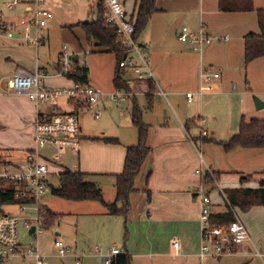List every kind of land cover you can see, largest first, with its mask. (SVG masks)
Here are the masks:
<instances>
[{
	"label": "crops",
	"instance_id": "crops-1",
	"mask_svg": "<svg viewBox=\"0 0 264 264\" xmlns=\"http://www.w3.org/2000/svg\"><path fill=\"white\" fill-rule=\"evenodd\" d=\"M30 1L20 0L17 5L22 7L21 15L4 19L16 22L20 16L28 15L27 7ZM46 1L45 3H48V0ZM137 1L132 0L130 12L124 9L130 19L135 17ZM171 1L175 0H156L157 11L151 15L153 21L168 16ZM121 2L124 8L126 0ZM175 2L177 4L178 0ZM179 2L191 5L190 13L198 14L199 24L196 29L203 25L208 34L217 38L201 53L191 50L189 45L178 40L179 28L169 33H158L160 42L152 47L147 45L148 42L151 43L148 38L142 41L137 39V42L146 48L152 72L155 84L153 103L150 109H146V104L142 105L138 101L139 95L145 100L144 95L147 92L145 86L141 85L135 93L129 92L130 96L124 101L129 100V103L123 105L125 109H119L124 102L120 105L114 104L115 116L107 120L108 127L96 130L91 137H116L117 143L83 140L85 135L80 114L84 108L77 111L82 140L76 154V167L71 170L83 173L85 179L93 181L101 189L106 201H113L115 175L122 170L126 147L137 141V132L130 118L132 97L142 109L143 122L148 125L146 144L150 147V153L134 179L127 214L124 216L107 214L105 207L97 201L74 202L75 205L70 206L73 211L68 215L75 218V227L78 228L80 225L81 231L78 230L79 233L69 242L55 231L52 240L53 253H43L47 257L46 262L52 257L61 264H75L73 255L66 257L56 255L54 241L61 240L72 248L74 255L79 256L78 264H101V256L107 254L113 247L118 248L120 254H127L130 264H264V205H254L247 211L234 208L236 219L244 224L249 233V241L232 244L217 257L201 258L198 255L202 244L198 190L203 188L207 192L211 201L210 211L225 210L223 194L214 188L212 183H204L198 170L207 167L218 173L215 179L221 191L224 188H257L258 179L262 176L260 172L264 171V148L236 147L225 151L217 143L227 140L237 132L239 116L240 119L246 120L261 118L260 110H264V106L256 109L252 100V96L255 95L264 103V56L249 63L244 62V36L248 33H260L256 11L264 8V0H252L254 6L252 11L229 12L218 9V0ZM3 5L5 6V3ZM223 36H228V39L221 41L219 38ZM18 41L8 38L0 41L2 83L18 69L31 71L37 68L48 74L58 71L62 47L56 63L43 62L37 56V50L35 55H29L33 49L19 48ZM43 43L44 40L40 44ZM70 52L73 58L78 60L80 53L75 45ZM201 65L219 72V77L202 82L205 90L198 94ZM113 73L114 68L108 87L91 79L90 74L88 83L109 93L115 90L112 84ZM238 75L240 85L234 92L236 88L232 81L233 78H238ZM126 76L132 78L128 72ZM71 80L66 76H54L46 78L45 82L50 86L62 87L69 86ZM5 91L2 86L0 161L17 163L33 147L35 106L25 94ZM188 92L194 94L190 102L186 99ZM51 107L61 112L74 110L65 98L57 99ZM211 109L219 110L220 114H212ZM192 119L193 126L186 128V122ZM213 120L216 122V129H213ZM202 129L206 131L207 141L201 139ZM199 149H205L206 152V158H202L203 165L198 158ZM55 166L58 167L50 165L49 176L67 167L59 166L61 168L55 172L53 170ZM248 174L255 175L254 179L242 182L241 177ZM7 205H13L14 208L5 211L1 206L0 211H17L14 204H5ZM44 205L57 212L45 201ZM22 238L19 240L21 243ZM174 243L177 245L174 246Z\"/></svg>",
	"mask_w": 264,
	"mask_h": 264
},
{
	"label": "built area",
	"instance_id": "built-area-1",
	"mask_svg": "<svg viewBox=\"0 0 264 264\" xmlns=\"http://www.w3.org/2000/svg\"><path fill=\"white\" fill-rule=\"evenodd\" d=\"M105 7L106 22L115 27L120 42L129 53L118 62L126 73H130L139 79L152 78L145 46L133 39L134 24L128 17L122 6L121 0H101ZM20 0H10L5 3L6 8L13 10ZM46 0H31L27 7L28 15L20 16L16 22L5 20L0 14V34L8 39H17L21 45L40 44L44 39L40 32L44 29L42 20H49L52 13L44 6ZM180 42L190 46L191 50L201 53L215 38L207 33L206 28L200 25L198 29L191 30L187 26H182L177 32ZM226 41L228 36L219 38ZM73 55L67 51V46L63 45L59 55L60 69L53 74H48L42 70L18 69L4 83L0 80V89H7L11 92H21L34 103L35 118L33 122V147L25 153L24 158L17 163H7L0 161V180L13 182L16 184L13 197L17 208L16 212L0 211V264L7 262L11 258H26L28 264H45L46 255L39 250L37 234L43 229L42 219L46 211L43 196L48 187L50 165L57 164L63 166L61 159L70 154L78 153L82 140L81 127L79 124L77 111L61 112L52 108V103L59 98H65L68 103L82 104L81 108L90 111L94 119L101 116V108L104 102L110 101L115 105H120L130 96L129 92L115 89L105 93L90 83H82L71 80L69 86H50L45 82L46 78L54 76H66L72 68ZM219 72L214 71L209 66H200L199 79L200 86L198 94H202L205 85L202 82L216 79ZM162 95L163 93L160 92ZM194 94L188 92L186 99L192 101ZM200 135L206 136V131L201 130ZM194 144V142H193ZM197 146L196 144H194ZM51 150L49 155L43 153V149ZM200 164L203 165L202 154L198 151ZM201 174L210 171L204 167L198 170ZM213 184L222 193L217 181ZM200 198L199 225L201 230L202 244L198 255L217 257L224 253L225 248L229 249L232 244L244 243L250 240L249 233L244 224L234 219L229 225H212L209 223L210 198L207 192L201 188L198 190ZM34 231L30 232V228ZM26 230V235L31 236V241L24 245L19 240V229ZM174 246L177 244L174 243ZM55 253L58 257L73 255L75 264L79 263V256L73 254L72 248L61 240L54 241ZM120 254L118 248H111L109 252L101 256V264H112L115 256ZM258 256L261 254L257 253Z\"/></svg>",
	"mask_w": 264,
	"mask_h": 264
},
{
	"label": "trees",
	"instance_id": "trees-1",
	"mask_svg": "<svg viewBox=\"0 0 264 264\" xmlns=\"http://www.w3.org/2000/svg\"><path fill=\"white\" fill-rule=\"evenodd\" d=\"M156 0H138L136 5L135 17L132 19L134 24L133 39L137 41L139 35L147 26L151 15L157 11ZM218 9L220 11H252L254 6L252 0H218ZM257 22L260 33H248L244 36V62L249 63L255 58L264 56V8L258 9ZM89 42H94L102 52L112 53L116 63L112 78V84L115 89L134 92L140 89L141 85L146 88L145 100L146 109H150L153 103V92L155 84L152 78H137L126 76V71L119 67L118 62L129 53V50L120 42L115 32V27L109 25L105 20V7L101 0L96 3V18L88 23H78ZM60 69V66L57 67ZM89 69L86 65H81L77 59L73 60L72 68L67 72L66 77L82 83L88 82ZM72 105V104H71ZM73 111H77L82 104L72 105ZM131 123L137 132V141L133 145L126 147L123 167L120 173L115 175V197L113 201H106L101 189L93 181L85 179L84 174L78 170H71L64 167L57 173L58 184L55 187L50 186L52 195L69 201H97L101 203L107 214L126 215L129 208V194L133 191L134 179L139 173L142 163L150 153V147L146 144L148 125L143 122L142 109L136 99L132 97L130 108ZM194 121L188 120L186 128L193 126ZM92 140H102L108 143H117L116 137H92ZM207 141L205 137L201 138ZM225 151L233 148H264V117L250 118L248 120L241 118L238 130L227 140L218 141ZM261 178L258 179L257 188L236 187L224 188L222 194L225 198V210L219 212L210 211L208 219L212 225L227 226L236 218L234 208L241 211H247L254 205H264V171L260 172ZM218 173L213 171H204L202 181L207 184L213 183ZM253 174L241 177V181L254 179ZM16 184L13 182L0 180V209L5 204H14L17 200L13 197ZM60 214L46 208L42 219V228L48 229L59 218ZM112 264H130L127 254L115 256Z\"/></svg>",
	"mask_w": 264,
	"mask_h": 264
},
{
	"label": "rangeland",
	"instance_id": "rangeland-1",
	"mask_svg": "<svg viewBox=\"0 0 264 264\" xmlns=\"http://www.w3.org/2000/svg\"><path fill=\"white\" fill-rule=\"evenodd\" d=\"M175 1H171V9L167 17L164 16L162 19L154 21L150 17L146 28L139 35L138 41H142L148 38L151 43L148 42L147 45L149 47H152V45L154 46L158 42H160L158 33H169L171 32V30L173 31L175 28L180 29L182 26H187L191 30L196 29L199 24L198 14L195 15L190 13L189 9L191 8V5L187 6L186 3L179 2V0L176 4ZM131 2L132 0H126L125 2L124 9L127 12L131 11ZM4 3H6V0H0V14L4 18H16L17 16L21 15L20 8L22 7L20 5H16L13 10H8L3 5ZM96 3L97 0H48V3H45L44 6L52 13L53 17L52 19L41 21V25L44 27V29L40 32V34L43 35L44 39L40 40V43L43 42V40L44 43L38 44L37 46L19 44V48L30 47L33 49V52L29 55H35L37 50V56H39L40 61L43 60V62L49 61L56 63L58 52L62 45L67 46L68 52H70V50H72V46L75 45L79 49L80 53H78L79 63L82 65H86L89 68L91 79L98 82L100 85L104 84L105 87H108L109 79L116 62L114 55L108 52L99 51L100 49L96 47L95 43L86 40L81 28L76 25L77 23H83L85 20H88L90 22L95 20ZM4 40H6V37L0 34V41ZM90 50L92 52H90ZM232 85H234V87L236 88L234 92L239 89V75L238 78H233ZM5 92H7V89ZM137 99L142 103V105L146 104L142 95H139ZM128 101L129 100L121 104L119 109H125L123 105L129 103ZM111 103L108 101L104 102L105 106L101 108V117L98 119H94L90 116L91 110L88 111L86 108L83 109L80 114L83 134L85 135V138L83 140H92L91 135H94V133H96V130L99 131V129H101L102 127H108L107 120L115 116V111L113 110L114 103ZM206 111L209 112V109H207ZM218 111H214L213 109H211V113H214L215 115L220 114ZM260 112H262L260 117H264V110L261 109ZM239 119L240 116L238 117L237 122L238 127L240 122ZM213 129H216V122L214 120ZM199 150L202 154V158L205 159V149ZM43 153L49 155L51 153V150L48 148H44ZM61 161L62 164L64 163V165L69 169H74L76 167L77 157L76 155L71 156L70 154H68L64 156ZM59 168L61 167L55 166L53 170H55L56 172L57 170H59ZM49 182L51 183L52 187L57 186V173L49 176ZM212 186H214V184ZM43 199L49 207L55 209L58 214H60L59 218L53 223L50 228L42 229L37 234V243L39 245L40 252L44 254H51L53 253L52 240L55 235V231L60 233V236H62L61 238H64L69 242L75 238L77 233H79L77 232L78 230L81 231V226L78 225V228H76L75 218L68 215L70 211H73L70 206L75 205V201L68 202L63 198L52 195V193L50 192V186L47 187ZM12 208H14L13 205L2 206V209L5 211H10L12 210ZM20 234H22V237H24L22 238V243L24 245L28 244L31 241V236L27 237L25 229L20 228L19 235ZM3 264H28V260L26 258H11ZM46 264H61V262L51 257L47 260Z\"/></svg>",
	"mask_w": 264,
	"mask_h": 264
},
{
	"label": "water",
	"instance_id": "water-1",
	"mask_svg": "<svg viewBox=\"0 0 264 264\" xmlns=\"http://www.w3.org/2000/svg\"><path fill=\"white\" fill-rule=\"evenodd\" d=\"M86 23H88V20H85L83 22V24H86ZM252 100H253V103L256 109H259L264 106V103L257 96L253 95ZM33 231H34V227H31L30 232H33Z\"/></svg>",
	"mask_w": 264,
	"mask_h": 264
}]
</instances>
